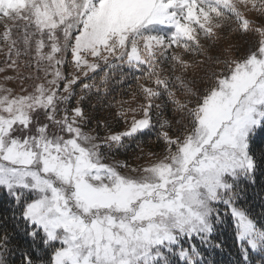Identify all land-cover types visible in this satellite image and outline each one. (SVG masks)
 I'll return each instance as SVG.
<instances>
[{"label":"snow or ice","instance_id":"6c2138e0","mask_svg":"<svg viewBox=\"0 0 264 264\" xmlns=\"http://www.w3.org/2000/svg\"><path fill=\"white\" fill-rule=\"evenodd\" d=\"M0 20L22 93L0 85V264H264V0H0ZM143 138L149 163L105 162Z\"/></svg>","mask_w":264,"mask_h":264},{"label":"rangeland","instance_id":"374dc122","mask_svg":"<svg viewBox=\"0 0 264 264\" xmlns=\"http://www.w3.org/2000/svg\"><path fill=\"white\" fill-rule=\"evenodd\" d=\"M3 30H4V21L3 20H0V35H2L3 33ZM7 51V47L6 45H4L3 41L0 40V68H5V53ZM22 60H25L27 61L29 58L28 57H22L21 58ZM71 71V70H69ZM19 72L24 75V76H28L29 74L33 75V77H35L36 75H39L41 77V80H35V79H32V80H27L25 82V87L28 88L29 91L32 90V85L34 83H39V82H42L43 80V73H36L34 72L32 69L30 68H25V67H20L19 69ZM6 76H9V77H16L17 76V72L13 71L12 69H8V68H5V71L4 72H0V85H3L4 87H7V88H10L13 90V94L14 95H17V94H22L20 92V81L18 79L16 80H11V81H5V77ZM86 132H89V131H92L91 128H85L84 129ZM122 131V130H121ZM157 159L159 158V156L156 157ZM117 161H126L125 159L121 158L120 156H117V155H114L113 158L105 161L106 163H116ZM127 162V161H126ZM149 159H146L145 161H132V162H127L128 164H130L132 167H138V166H143L147 163H149ZM121 171L124 173V174H131L129 173L126 169H121Z\"/></svg>","mask_w":264,"mask_h":264},{"label":"trees","instance_id":"16d2710c","mask_svg":"<svg viewBox=\"0 0 264 264\" xmlns=\"http://www.w3.org/2000/svg\"><path fill=\"white\" fill-rule=\"evenodd\" d=\"M252 16L249 15V19H251ZM236 39L238 38H233V41H235ZM210 71V69H208ZM116 99H124V100H127V99H130V97L128 96L127 93H124L122 95H118L116 96ZM137 103H139V100H136V101H133L132 104L130 106L134 107ZM125 107H129V105H125ZM85 108L91 112L92 109H91V105L89 104H85ZM117 109L116 108H113L111 109V111H105L102 113V115H105V116H111L114 118V121L112 123V131H121L124 129L125 125H124V122L123 120H119V122H115L116 120H118V118H115V113H116ZM99 119V116L97 117ZM130 119V117H129ZM94 125H89L88 127L86 128H91L93 129ZM100 135L103 136L105 135V132L101 131L100 132ZM153 139H155L154 135H153ZM143 148H144V152H143V156L144 158L143 159H138L137 157L141 156V153L136 150V151H129L127 153H123V152H117L115 155L117 156H120L121 158L125 159L127 162H132V161H145L146 159H148V156L147 154L149 152H154V153H162V144H157V143H149L148 142V139L147 138H143ZM132 148L135 149V144L132 145ZM225 235H228L227 233H225ZM230 239V237H229Z\"/></svg>","mask_w":264,"mask_h":264}]
</instances>
